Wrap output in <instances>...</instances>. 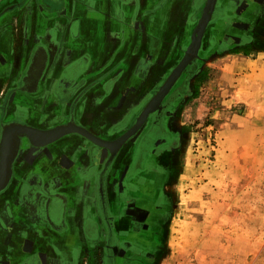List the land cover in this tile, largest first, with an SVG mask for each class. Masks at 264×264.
<instances>
[{
	"label": "rangeland",
	"instance_id": "rangeland-1",
	"mask_svg": "<svg viewBox=\"0 0 264 264\" xmlns=\"http://www.w3.org/2000/svg\"><path fill=\"white\" fill-rule=\"evenodd\" d=\"M206 2L198 0L186 49L166 72L126 92L132 107L150 103L182 61ZM263 6L217 0L198 54L123 145L101 185L117 206L112 264H264ZM153 119L163 137L141 160L139 140ZM99 251L84 264H108Z\"/></svg>",
	"mask_w": 264,
	"mask_h": 264
},
{
	"label": "crops",
	"instance_id": "crops-1",
	"mask_svg": "<svg viewBox=\"0 0 264 264\" xmlns=\"http://www.w3.org/2000/svg\"><path fill=\"white\" fill-rule=\"evenodd\" d=\"M197 2L21 0L16 15H9L3 24H12L16 16V66L27 60L32 65L41 62L45 85L41 88L37 82L33 92H38L39 110L48 108V125L63 123V119L55 117L59 107L74 103L83 106L81 124L95 136L112 141L108 136H115L113 127L121 121L126 92L143 83V77L148 84L158 80L169 61L186 49V40L197 20ZM7 37L8 46H14L12 35ZM80 62L78 77L69 78V68ZM260 86L264 89V85ZM80 90L82 95H77ZM51 144L30 160L29 170L36 180L47 176L52 191L75 202L71 210L91 209L102 169V156L99 162L95 159L101 149L78 134ZM42 166L45 167L40 169ZM109 172L104 177L105 186L110 180ZM28 244L24 246L28 248L26 256L36 251L34 243ZM2 254L0 246V258Z\"/></svg>",
	"mask_w": 264,
	"mask_h": 264
},
{
	"label": "flooded vegetation",
	"instance_id": "flooded-vegetation-1",
	"mask_svg": "<svg viewBox=\"0 0 264 264\" xmlns=\"http://www.w3.org/2000/svg\"><path fill=\"white\" fill-rule=\"evenodd\" d=\"M20 2L0 1V246L3 250L0 264H84L83 260L88 258L89 252L100 253V248L105 250L108 264H112L109 248L115 241L112 218L117 206L115 204L114 209L108 205L106 188L101 185L104 186V172L112 170L125 146L118 150L114 158L109 152L105 156L101 173L97 176L95 205L91 209L71 210L75 202L70 201L68 196L52 191L47 176L37 180L34 178V172L28 168L30 160L52 144L38 147L26 132L19 131L20 128L49 131L71 122L89 132L90 129L81 124L83 106L78 104L59 107L60 111L55 117L64 122L53 126L48 125L51 118L48 108L47 111L39 110L36 99L38 92L33 90L37 82L41 88L45 85L41 62L38 60L36 65H32L27 60L24 65L16 66V16L12 24H3L10 19L7 18L9 15L16 13ZM8 34L14 38V46H8ZM80 69L81 62L73 64L67 76L78 77ZM143 80L145 77L141 78V82ZM82 91L77 95H82ZM148 105L149 102L144 100L134 107L131 102L125 103L120 123L127 126L125 129H115L118 136L112 141L130 131ZM156 122V119L151 120L149 128L140 137L141 152L138 155L141 160L145 149L154 147L163 137L162 126L156 127ZM100 157L97 156L95 161L99 162ZM30 242L34 243L36 251L26 256L28 248L25 250L24 246Z\"/></svg>",
	"mask_w": 264,
	"mask_h": 264
},
{
	"label": "water",
	"instance_id": "water-1",
	"mask_svg": "<svg viewBox=\"0 0 264 264\" xmlns=\"http://www.w3.org/2000/svg\"><path fill=\"white\" fill-rule=\"evenodd\" d=\"M216 2H217V0H207L206 6H205L203 14H202V17L199 20L198 26L194 31V34L192 37V45L188 48L187 53L185 54L184 58L179 63V65L176 67V69L173 71V73L171 74L169 79L166 81V83L160 88V90L155 95V97L150 101V103L146 107L142 117L137 121L136 125H134V127L130 131H128L129 133L127 132L125 135H123V137L120 138L121 141H125L124 139L131 138L138 131L140 126L143 124V122L146 121L149 114L166 97V95L169 93V91L175 85L177 80L180 78L183 71L186 69V67L191 63V61L198 54L205 29H206L207 25L209 24V22H211V20H212L214 10H215V6H216ZM58 128H65L66 129V132L62 137H65V136L70 135V134H78V135H81V136L87 138L88 140L92 141L94 144H96L97 146H99L101 148L107 149L109 147V145H107V143L104 142L106 140L101 139V138L93 135L92 133H90L86 129L78 127L76 125H66V126H60ZM55 129H57V128H55ZM55 129H53V130H55ZM133 131H134V133H133ZM29 138H30V140H32L31 137H29ZM110 152L112 153V155H114V151H111V148H110ZM114 157L115 156H112V158H114Z\"/></svg>",
	"mask_w": 264,
	"mask_h": 264
},
{
	"label": "bare ground",
	"instance_id": "bare-ground-1",
	"mask_svg": "<svg viewBox=\"0 0 264 264\" xmlns=\"http://www.w3.org/2000/svg\"><path fill=\"white\" fill-rule=\"evenodd\" d=\"M19 131L26 132L27 135H29L32 138L33 142L36 145L45 146L47 144H51V143L57 141L58 139H60L65 134L66 129L57 127V129H55L53 131L52 130L38 131V130H34V129L20 128ZM133 133H134V131H133ZM120 138H118L114 141H104L105 143H107V145H109V147L107 149L110 151V148H111V151H114V155H112V156H115L116 153L118 152V150L121 149V147L125 144V142H127L130 139V138L124 139L125 141H121Z\"/></svg>",
	"mask_w": 264,
	"mask_h": 264
},
{
	"label": "trees",
	"instance_id": "trees-1",
	"mask_svg": "<svg viewBox=\"0 0 264 264\" xmlns=\"http://www.w3.org/2000/svg\"><path fill=\"white\" fill-rule=\"evenodd\" d=\"M237 54H239V55H244V56H248L249 54H248V52H246V51H237ZM208 72V71H207Z\"/></svg>",
	"mask_w": 264,
	"mask_h": 264
}]
</instances>
